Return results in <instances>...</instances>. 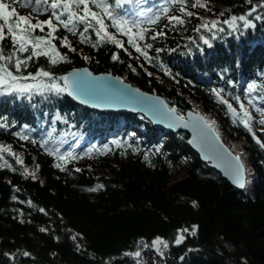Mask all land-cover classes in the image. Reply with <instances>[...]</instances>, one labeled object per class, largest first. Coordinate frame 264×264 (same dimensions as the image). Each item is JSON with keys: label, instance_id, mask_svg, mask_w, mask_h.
Returning a JSON list of instances; mask_svg holds the SVG:
<instances>
[{"label": "trees", "instance_id": "obj_1", "mask_svg": "<svg viewBox=\"0 0 264 264\" xmlns=\"http://www.w3.org/2000/svg\"><path fill=\"white\" fill-rule=\"evenodd\" d=\"M0 2L32 23L50 15V10L37 14L34 4L30 9L19 7L18 0ZM109 3L115 9V0ZM193 3L187 0L191 17L182 16L179 5L168 0H134L115 9L118 17L147 29L145 40L137 43L150 61L105 17L108 31L123 47L100 40L94 29L84 33L83 24L77 23L75 33L57 25L54 38H46L67 61L57 57L53 65L45 56L34 57L22 74L34 75L43 68L63 86L59 77L65 72L87 67L162 96L182 115L189 109L203 114L241 156L246 187L235 188L203 163L188 145L187 133L156 128L140 113L89 110L66 94L31 99L0 94V122L7 125L0 128V146L14 154L0 152V264H264V148L212 91H221L238 112L239 103H244L253 131L264 141L256 111H264V8L258 7L264 0L251 5L247 0H203V8ZM165 4L169 17L182 16L185 23L170 24L163 15L156 24L148 23ZM254 5V28L244 29L237 21L238 30L233 31L223 23L232 15H246ZM256 14L262 16L260 21L254 20ZM213 21L225 31L201 27H211ZM161 30L164 36L150 39ZM49 31L45 26L43 33L37 29L34 35ZM202 35L211 48L203 44ZM65 38L75 51L64 46ZM147 43L153 48H145ZM156 49L162 51L157 54ZM4 51H13L9 40ZM45 139L47 148L40 143ZM54 149L59 155L71 152L75 159L58 160ZM26 170L34 172V178L25 175ZM180 234L185 239L177 245ZM157 238L168 243L161 252L153 245ZM137 251L140 257L134 255Z\"/></svg>", "mask_w": 264, "mask_h": 264}, {"label": "snow or ice", "instance_id": "obj_2", "mask_svg": "<svg viewBox=\"0 0 264 264\" xmlns=\"http://www.w3.org/2000/svg\"><path fill=\"white\" fill-rule=\"evenodd\" d=\"M134 0H115V9L122 8L124 5L132 4ZM143 2V0H141ZM247 2L251 5L253 4V0H247ZM19 7L21 8H30L32 9L33 4L35 8L32 9L37 14L41 10L48 12L50 10L49 18L43 21H38L36 23H32L30 19L23 15H18L15 9L11 8L9 5L0 2V94H20L22 96H27L29 99L32 98L33 95H45V93H54L56 95L67 94L72 96L75 99H79L80 102L89 103L92 101H110L114 99L127 98L136 103H143L144 101L151 99H159L158 97H148L145 94H140L143 97L142 100H137L136 96L132 93H122L119 89H116L111 95H103L100 92V89L106 87L104 85H100L94 83L102 79L101 77H93L87 69L76 71L70 75L59 77L60 81H63V86L52 76L50 71H46L43 68H39L37 72L33 75L29 73L28 75H23L22 70L27 69L29 66V61H31L34 57L39 58L40 56L47 57L53 65H55L57 61V57H59L62 61H67L66 56H61L59 52H57L55 45L52 43L51 39H47L46 37H53V34L58 30L57 25H62L64 29H67L69 32H76L77 23L85 25L83 32L87 33L89 29H94L96 36L100 38V40L107 42L115 43L116 45L123 47L121 41L115 39V37L108 31V25L105 23V17L109 21H111V27L115 28L117 32H120L126 36H128V43L135 48L136 52L140 53L145 60L150 61L151 57H149L148 52L144 51L137 40L143 41L145 40V33L147 31L146 28L142 27L139 23L134 21H129L128 19L118 17L115 9L112 4L109 3V0H18ZM168 3L173 5H179L178 11L182 14V16L191 17L193 15L192 12L186 11L187 0H168ZM93 6L99 11H94ZM192 7H206L203 3V0H195V3L191 5ZM260 8H264V3H260L258 5ZM161 11L155 13L151 18H149L148 23L156 24L160 21L161 16L168 17V22L175 24H184L185 21L182 16L169 14V7L167 4L160 6ZM257 12V5H254L246 15H232L230 19H226L223 23H225L228 28L233 31L238 30L237 21L243 22V28L249 29L254 28L256 25L250 17H253L254 13ZM223 15V14H221ZM66 17V18H64ZM53 19L56 23H53ZM262 16L256 14L254 16L255 21H260ZM218 22H211V27L207 23L201 25L204 29L211 32L212 29H216L218 32H224L225 29L223 27H217ZM45 26L50 30L47 32L46 36L44 35H34L35 31L39 29L41 33L44 32ZM134 28L138 30L134 32ZM197 32L200 31V28L196 29ZM165 33L163 30L155 32L150 39L156 40L158 37L164 36ZM54 38V37H53ZM203 41L204 45H207L211 48L213 45L209 39L205 38L203 35L200 37ZM212 39H216V36L213 35ZM6 40L10 41L11 47L13 51L9 54H5L4 51V42ZM86 38L81 35V42H85ZM64 46L70 48L71 51H75L74 48H71V45L68 44L67 38L63 41ZM96 47L95 44L92 45ZM145 48L152 49L153 45L151 43H147ZM162 51V49H156L157 54ZM17 53L23 54L28 53L26 58H22ZM87 59V58H85ZM113 59H118V57H113ZM163 68V65H161ZM165 73H168L167 69H163ZM151 75V74H149ZM119 79V78H116ZM27 81H32L31 83ZM130 87V86H129ZM255 85H251V89H255ZM213 93L219 98L220 103L227 106L228 110L232 113L233 118H239V122L243 125V127L253 135V138L256 140V143L264 148V141H261L253 131L252 127V117L249 113L248 108L245 107L244 103H239L238 112L236 108L233 107L228 100L223 99L221 95V91L217 89L212 90ZM136 93H139V90H135ZM236 100L239 101L240 97H236ZM163 103V102H161ZM249 105L253 104L252 100L248 101ZM93 106H96L95 103ZM164 107L167 109V112L161 111L159 109H154L164 118H174L177 121L183 122L185 127L188 126V121L184 120L183 116L177 114V110L175 108H168L165 104ZM256 111L260 113L261 118L259 119V124L264 126V111L260 108H256ZM168 114H171L169 116ZM189 116H192V113H189ZM57 119H60L57 116ZM195 120L198 122H202L208 128L215 131L214 121H209L206 117L202 115H197ZM171 126V125H170ZM7 125L3 122H0V128H6ZM21 139H28L27 136H21ZM31 143H37L36 140H31ZM41 146L47 148L49 144V140H43ZM117 146H120V141H114ZM57 154L58 160H68L75 159L72 156V153L69 152L67 155H59V149L53 150ZM0 152H8L9 155H14L11 151V148H4L0 146ZM50 154L53 152L50 151ZM88 153H86L87 155ZM148 157L145 156V160ZM232 159L235 161L234 173H235V183L237 187L243 189L246 187V179H245V164L243 163L241 156H234ZM21 162V161H18ZM60 167L59 164L56 165ZM79 171V169H77ZM25 175L35 176L34 172L25 171ZM102 187V186H99ZM89 191H96V189H89ZM40 211H44L40 209ZM41 231H45V229H41ZM188 229H183V232H188ZM192 235H195V230L192 231ZM73 240L76 239L75 236L72 237ZM185 236L180 234L175 243L177 245L181 244ZM153 245L159 246L162 245L165 249L168 247L167 242L157 238L153 241ZM157 251H160L157 248ZM25 256H28L29 253L25 252ZM136 257H140L141 253L139 251L134 254Z\"/></svg>", "mask_w": 264, "mask_h": 264}, {"label": "water", "instance_id": "obj_3", "mask_svg": "<svg viewBox=\"0 0 264 264\" xmlns=\"http://www.w3.org/2000/svg\"><path fill=\"white\" fill-rule=\"evenodd\" d=\"M87 69L88 72L92 74L93 77H101L102 79L95 81L94 83L104 85L106 87L100 89V92L103 95H111L116 89H119L122 93H132L136 96L137 100H142L143 97L140 94H145L148 97L159 99H151L144 101L143 103H136L132 100L127 98L121 99H114L110 101H92L90 100L89 103H81L79 99H75L72 96L67 95L70 97L75 103L99 112H125V111H132L136 113H141L146 116L155 127L159 129H166L172 132L177 131H185L189 135L188 144L190 147L198 154L201 161L204 163H209L210 167L221 173V175L227 179L235 188L243 190L237 187L235 183V173H234V166L235 161L232 157L236 156L224 143L221 139L219 134L217 133L216 129L213 131L212 129L208 128L202 122H198L195 120L197 115H202L198 112H195L192 109L187 110L185 115L177 114L184 117V120L188 121V126L185 127L183 122L177 121L174 118H164L157 111L154 109H159L161 111L167 112V109L164 107L166 104L168 108H171L167 101L158 94L149 93L143 91L142 89L133 86L129 82L117 77L113 74L104 72L94 74L89 68L81 67V68H74L71 69L63 74V76L70 75L76 71ZM119 78V79H116ZM130 86V87H129ZM135 90H139V93H136ZM163 102V103H161ZM95 103L96 106H93ZM189 113H192V116H189ZM171 116V114H168ZM203 116V115H202ZM238 118V117H237ZM171 125V126H170ZM245 179L247 180V174L245 169Z\"/></svg>", "mask_w": 264, "mask_h": 264}, {"label": "rangeland", "instance_id": "obj_4", "mask_svg": "<svg viewBox=\"0 0 264 264\" xmlns=\"http://www.w3.org/2000/svg\"><path fill=\"white\" fill-rule=\"evenodd\" d=\"M196 112V111H195ZM199 113V112H198ZM166 242V241H165ZM168 244V243H167ZM154 247H155V249L157 250V248H159V249H161V248H164L162 245H159V246H156V245H154ZM159 252H161V250L159 251Z\"/></svg>", "mask_w": 264, "mask_h": 264}]
</instances>
